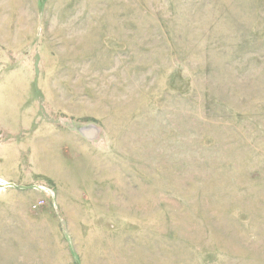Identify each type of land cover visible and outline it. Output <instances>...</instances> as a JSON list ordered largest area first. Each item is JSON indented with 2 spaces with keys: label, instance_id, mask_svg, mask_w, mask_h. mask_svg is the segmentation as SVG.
Wrapping results in <instances>:
<instances>
[{
  "label": "rangeland",
  "instance_id": "obj_1",
  "mask_svg": "<svg viewBox=\"0 0 264 264\" xmlns=\"http://www.w3.org/2000/svg\"><path fill=\"white\" fill-rule=\"evenodd\" d=\"M0 264H264V0H0Z\"/></svg>",
  "mask_w": 264,
  "mask_h": 264
}]
</instances>
